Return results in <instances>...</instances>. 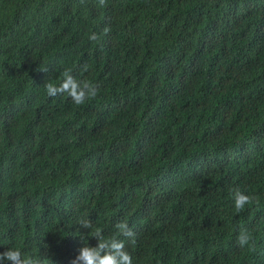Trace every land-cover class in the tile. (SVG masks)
I'll list each match as a JSON object with an SVG mask.
<instances>
[{
	"label": "trees",
	"instance_id": "16d2710c",
	"mask_svg": "<svg viewBox=\"0 0 264 264\" xmlns=\"http://www.w3.org/2000/svg\"><path fill=\"white\" fill-rule=\"evenodd\" d=\"M65 69L95 98L50 97ZM119 222L132 264H264V0H0V253Z\"/></svg>",
	"mask_w": 264,
	"mask_h": 264
},
{
	"label": "clouds",
	"instance_id": "9594fccd",
	"mask_svg": "<svg viewBox=\"0 0 264 264\" xmlns=\"http://www.w3.org/2000/svg\"><path fill=\"white\" fill-rule=\"evenodd\" d=\"M100 5L105 4V0H99ZM108 28L104 29L107 33ZM89 39L95 41L98 39L96 33H92ZM86 70V68H85ZM63 79L57 85L51 81H47L44 85L47 94L50 97H55L58 94L67 93V95L77 105L85 103L87 99L95 98L98 93V87L89 81H79L72 74L71 69H65L62 73ZM234 207L237 212L242 211L246 204L252 203L253 198L249 195H245L240 189H235L233 192ZM144 222V219H142ZM78 224L81 228L92 229L93 224L90 219H80ZM116 228L119 229L121 238L106 239L102 235V230L95 228V236L98 241L96 247L85 245L80 249L79 256L75 260L71 261V264H132V257L129 252L126 251L127 242L126 239L134 235V229L131 226H127L126 223L119 222L116 224ZM252 240L251 234L247 230H241L237 237V243L243 247L248 245ZM101 252L104 255H101ZM10 261L11 264H44V261L39 259L38 256L24 252L19 248H9L6 251L0 253V262Z\"/></svg>",
	"mask_w": 264,
	"mask_h": 264
},
{
	"label": "bare ground",
	"instance_id": "6f19581e",
	"mask_svg": "<svg viewBox=\"0 0 264 264\" xmlns=\"http://www.w3.org/2000/svg\"><path fill=\"white\" fill-rule=\"evenodd\" d=\"M108 180V179H107Z\"/></svg>",
	"mask_w": 264,
	"mask_h": 264
}]
</instances>
